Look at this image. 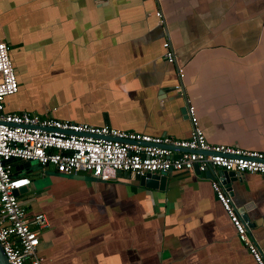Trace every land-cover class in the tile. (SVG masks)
<instances>
[{
    "label": "crops",
    "instance_id": "1",
    "mask_svg": "<svg viewBox=\"0 0 264 264\" xmlns=\"http://www.w3.org/2000/svg\"><path fill=\"white\" fill-rule=\"evenodd\" d=\"M0 40L18 82L7 112L182 139L190 104L209 142L264 151V0H0ZM13 165L31 179L28 213L48 218L44 264H257L205 172H168L161 190L129 173ZM224 189L264 246V175Z\"/></svg>",
    "mask_w": 264,
    "mask_h": 264
},
{
    "label": "built area",
    "instance_id": "2",
    "mask_svg": "<svg viewBox=\"0 0 264 264\" xmlns=\"http://www.w3.org/2000/svg\"><path fill=\"white\" fill-rule=\"evenodd\" d=\"M155 15L160 24L165 23L161 9ZM162 46L166 60L177 63L171 41L165 39ZM9 49L0 40V246L9 264H44L40 253L41 233L49 225L44 213H28L21 193L15 194L16 190L28 187L31 179L14 171V160L52 165L66 174L85 171L102 181L115 178L118 170L138 176L196 169L264 175V151L209 142L198 124L195 107L190 104L187 117L191 131L182 139L42 117L34 112H7L4 99L18 90ZM178 72L181 79L183 68L179 66ZM211 187L239 240L257 264H264V246L258 245L250 235L247 222L218 176L211 179Z\"/></svg>",
    "mask_w": 264,
    "mask_h": 264
},
{
    "label": "water",
    "instance_id": "3",
    "mask_svg": "<svg viewBox=\"0 0 264 264\" xmlns=\"http://www.w3.org/2000/svg\"><path fill=\"white\" fill-rule=\"evenodd\" d=\"M183 90V89H182ZM188 105V104H187ZM187 105H185V107L183 108V112L187 115ZM172 149H175L174 147L171 146ZM177 149V148H176ZM179 150H185V149H179ZM30 161H26V165H29ZM197 172H199L196 169ZM167 173H146L144 175H140L139 176V184L141 186H145V187H151V188H158L163 190L165 188L166 185V179H167ZM205 174L209 177V178H214L215 176H218V178L221 180L222 184L224 185V187L229 191V193L231 194V181L235 180V179H240V174L243 173H237L235 171L232 170H225V169H218L217 172H215L212 169H207L205 171ZM127 176L128 173L125 171H117V176ZM25 189V187L16 190L15 194L19 195L20 193L23 192V190ZM239 213L242 214V217L244 219V221L247 222V227H248V231L249 228L252 227L253 224H251L249 222V217L246 214L244 208H238ZM0 264H9L7 257L5 256L2 247L0 246Z\"/></svg>",
    "mask_w": 264,
    "mask_h": 264
},
{
    "label": "rangeland",
    "instance_id": "4",
    "mask_svg": "<svg viewBox=\"0 0 264 264\" xmlns=\"http://www.w3.org/2000/svg\"><path fill=\"white\" fill-rule=\"evenodd\" d=\"M22 93H26V92H21V93H19V94H22ZM32 93V92H31ZM35 93V95H36V97H37V99H38V101L39 102H43L44 101V99H46V98H41L40 96H39V92H34ZM42 93V92H41ZM44 94H48V92L47 91H45V92H43ZM34 164H35V162L33 161V162H31V165L32 166H34Z\"/></svg>",
    "mask_w": 264,
    "mask_h": 264
}]
</instances>
